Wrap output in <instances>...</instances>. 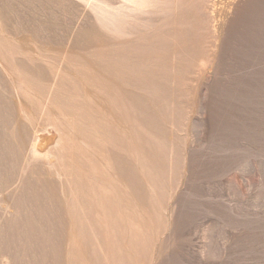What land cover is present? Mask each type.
I'll use <instances>...</instances> for the list:
<instances>
[{
  "label": "rangeland",
  "instance_id": "374dc122",
  "mask_svg": "<svg viewBox=\"0 0 264 264\" xmlns=\"http://www.w3.org/2000/svg\"><path fill=\"white\" fill-rule=\"evenodd\" d=\"M174 1L158 4L165 9ZM176 1L175 15L197 5L205 22L184 25L186 38L162 36L157 51L145 55L146 81L115 87L127 108L123 120L99 82L102 56L138 39L141 50H149L156 0L140 8L133 0H0V119L19 137L30 119L54 115L59 144L69 138L71 145H92L86 134L99 143L88 149L106 161L109 138L129 137L135 127L136 201L125 207L122 228L102 226L106 231L92 238V264H264V0ZM21 59L41 65L43 79L25 78ZM76 87L82 117L59 110L51 97ZM73 102L67 98L66 107ZM124 157L134 161L128 151ZM110 171V188L122 186L129 198L127 182ZM15 189L14 196H0L1 244L9 239L0 244V264L83 262L81 254L71 255L82 247L70 242L58 260L46 196ZM19 195L34 202L18 211Z\"/></svg>",
  "mask_w": 264,
  "mask_h": 264
},
{
  "label": "bare ground",
  "instance_id": "6f19581e",
  "mask_svg": "<svg viewBox=\"0 0 264 264\" xmlns=\"http://www.w3.org/2000/svg\"><path fill=\"white\" fill-rule=\"evenodd\" d=\"M90 1L91 0H89V2ZM133 1L137 4L136 6L138 8H140L139 5H145L147 3V0ZM159 2L160 0H156L157 5L152 11L153 20H155L156 23L153 21L154 30L151 36L154 40V43L151 44L149 50H141V43L138 42V40L141 39H138L137 41L123 44L121 48L108 47V51L105 52V54L102 56V59L105 58L106 65L102 68L104 71V77H101L99 82L104 89L103 93L108 105L113 104L115 99V103H117L119 107L118 113L123 120L126 119L125 112L127 108L122 104L120 100L122 97L119 96V91L118 89H115V87H117L118 84L127 85L128 83L133 81L134 84L137 85V83L135 82L139 83L140 81H142L140 80V77L143 78L144 76H149L148 73H143L142 70L144 69L143 65L146 61L145 55L149 54L150 51H157V47L161 42L162 36H164L165 34H171L173 35V37H175V39L186 38L189 36V34L185 30L186 27H183L184 25L190 22L196 24L199 27L201 26L202 28V25L205 22V16L201 15V13L199 12H196L197 10H199L197 5H194L195 8L190 7V9H187L185 6L184 8L179 10L180 12L177 16L174 12L175 8H177L178 6V1H174L173 7L165 9L161 6V4H158ZM182 5L183 4H181L180 6ZM107 12L108 11L106 10L105 13ZM192 12H196V15L194 16L193 14H191ZM165 20L167 23L163 25H160L161 23H158ZM19 27L20 24L18 28ZM23 29H18V32H15L17 34H23L25 32V30ZM91 62L92 61L90 60V63ZM35 64L32 65V63L22 59L18 60V65H20V67L25 71V78H27L29 81V77L32 78L33 75H36L41 80L45 76L43 67L39 64ZM143 80L146 81L145 78H143ZM29 81L27 82V84L31 82ZM91 83L93 84L92 80L90 81V84ZM32 86L34 87L33 84H29V87ZM36 90H38L39 92H44L45 88L38 85ZM59 90L57 93L55 91L51 96L54 105H57L55 107L65 113L72 112L73 114L74 112L76 115H79L78 117H80V113H82L80 109H83L84 105L83 103H77V98H79V89H77L76 87V89L71 91L72 94L71 92H65L64 94H62ZM135 96L133 97L134 100H136ZM70 97H73L74 105L71 107H66L65 103L67 102V98ZM47 99L49 100V98ZM16 102L18 105H20V100L18 98L16 99ZM82 111L85 112V109ZM114 111H117V108ZM19 113H21V110ZM20 117H18V119ZM52 117H41V115H38L36 119H30L27 126H25L26 123L24 125V128L21 126L19 137L15 134V131L11 130L9 126L10 124L8 123V120L6 118L0 119V196L6 197L8 193L14 196L16 190L15 188L19 187H21V190H25L27 188L29 189L30 187L32 190L34 189V192H36L37 195L46 196L48 204L44 210V213L50 215L51 219L49 221V224L50 226L54 227L58 233V260L60 261V259L62 258V244L67 243L68 245V243L70 242L82 247V249L78 247V250H76L77 248L73 247V249L75 250L73 252L70 250L71 255H76L77 253L82 255L83 252V255H80V258L84 257V261L81 263L85 262L86 264H92L91 260L92 258H94H91V255L93 253L92 238L97 237V235L101 233L99 229H103L102 226H105L106 229L122 228L125 223L123 218V211L126 206L131 204L132 198L134 199L136 197L138 191L136 173V168L138 167H136L137 161L135 160V155L138 151L137 134L134 133L135 127L133 128L132 126L129 137L124 134H119L113 140L109 138V141L111 142L107 152L108 161H106V156L101 157L99 156L100 154L98 155L97 153L91 151V149H88L90 146H95L99 143L96 138L89 136L87 137L86 134H84V141L91 138V141L88 142L92 143V145H85L81 142H75V144L71 145L68 141L69 138L64 139L63 144H59V140H61L62 138L59 137V132L57 130L59 129L55 119L57 117ZM30 125L33 126L32 133L29 131L31 130V128L29 129ZM74 126L76 127V125ZM126 151L130 152L134 161H126V158L124 157V153H126ZM111 169L112 171L114 170L117 173L120 179H123L127 182V184L129 185V193L132 197L129 196L128 198L125 188L120 185H118L116 188H110L107 181L109 180L108 175L111 173ZM111 187L114 186L112 185ZM21 196L18 197L15 201V206L17 205L18 211L26 209V207H29L30 204L34 202V198L26 199ZM10 209L9 211L13 212V210ZM24 222L26 224L28 223L27 226H29V223L31 224L30 219L27 215L25 216ZM14 224H16L15 221L8 223L9 228L10 226H15ZM105 228L102 231H106ZM95 239L97 240L98 238ZM2 240L4 244H1L0 241L1 245L8 244V238ZM11 240H13V237L11 238ZM71 245L72 244H70V247ZM76 245L74 246L76 247ZM98 247L100 246L98 245ZM67 248L69 249V247ZM109 248L110 247H108V249ZM67 253H69V251ZM72 257L75 258L74 256ZM95 260H97L96 257ZM99 260L100 259L98 258V261ZM78 261L79 264H81L80 260ZM74 263H77L76 259H74V261L68 262V264Z\"/></svg>",
  "mask_w": 264,
  "mask_h": 264
}]
</instances>
